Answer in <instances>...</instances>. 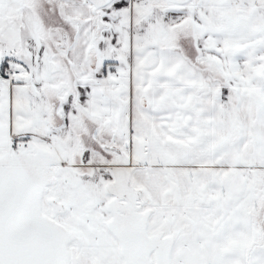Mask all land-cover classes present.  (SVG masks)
<instances>
[{
	"label": "snow or ice",
	"instance_id": "1",
	"mask_svg": "<svg viewBox=\"0 0 264 264\" xmlns=\"http://www.w3.org/2000/svg\"><path fill=\"white\" fill-rule=\"evenodd\" d=\"M0 264H264V0H0Z\"/></svg>",
	"mask_w": 264,
	"mask_h": 264
}]
</instances>
